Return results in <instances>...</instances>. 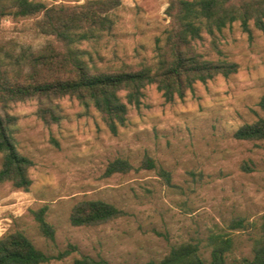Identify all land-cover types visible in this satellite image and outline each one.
Instances as JSON below:
<instances>
[{
  "label": "rangeland",
  "instance_id": "1",
  "mask_svg": "<svg viewBox=\"0 0 264 264\" xmlns=\"http://www.w3.org/2000/svg\"><path fill=\"white\" fill-rule=\"evenodd\" d=\"M39 1L52 5L85 0ZM167 1L120 0L111 11L112 28L80 48L101 66L151 63L168 22ZM33 21L4 18L0 37L38 48L47 37L34 29ZM249 27L245 32L234 23L216 39L222 56L238 63L235 73L197 82L171 101L154 85L146 86L139 107H128L116 133L93 107H83L74 97L54 99L57 121L47 122L37 115L36 99L11 103L17 149L32 160V181L26 191L0 185V236L22 231L50 256L42 264H68L82 255L109 264H144L186 241L199 242L208 261L206 236L224 230L234 241L226 264L251 258L247 232L228 229L234 217L257 224L264 213V139L233 136L242 124L264 117L257 106L264 94V31ZM200 46L207 48V40ZM144 156L168 171L170 180L156 169L139 167ZM115 158L128 160L132 169L105 176L106 165ZM81 199L107 201L124 214L98 225H71L70 209ZM44 204L53 239L38 230L30 213Z\"/></svg>",
  "mask_w": 264,
  "mask_h": 264
},
{
  "label": "trees",
  "instance_id": "2",
  "mask_svg": "<svg viewBox=\"0 0 264 264\" xmlns=\"http://www.w3.org/2000/svg\"><path fill=\"white\" fill-rule=\"evenodd\" d=\"M119 5L120 0L52 5L39 0H0V20L33 18L34 29L47 37L38 48L18 46L0 37V185L9 183L26 191L32 181L29 175L32 160L17 149L16 119L9 113L11 103L36 99L40 103L37 115L47 122L57 121L52 111L54 99L74 97L83 107H93L109 131L116 133L126 121L128 107H139L146 86L154 85L165 100L171 101L182 98L197 82L235 73L238 63L222 56L216 42L225 28L237 23L242 31L249 32L252 24L264 31V0H168L164 10L168 22L157 38L151 63L136 67L97 65L80 45L112 28L111 11ZM205 40L208 46L202 50L200 44ZM257 106L264 113V94ZM233 136L239 140H263L264 117L242 124ZM139 167L156 169L167 182L170 180L168 171L149 156L143 157ZM130 169L128 160L115 158L106 165L104 175ZM46 211L45 204L30 209L38 230L53 239L54 228L45 218ZM123 214L107 201L81 199L72 205L69 222L74 226H92ZM228 229L247 232L252 252L251 258L241 257L231 264H264V213L257 224L241 216L234 217ZM204 245L209 250L208 261L200 254L199 242L186 241L171 246L160 259L144 264H226L234 241L229 231H211ZM49 259L20 230L0 236V264H42ZM68 264L109 262L82 255Z\"/></svg>",
  "mask_w": 264,
  "mask_h": 264
}]
</instances>
